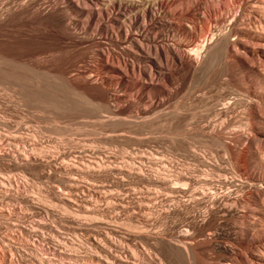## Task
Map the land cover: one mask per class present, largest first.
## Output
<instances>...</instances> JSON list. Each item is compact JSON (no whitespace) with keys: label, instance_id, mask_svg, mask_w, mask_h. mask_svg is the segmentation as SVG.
I'll use <instances>...</instances> for the list:
<instances>
[{"label":"bare ground","instance_id":"6f19581e","mask_svg":"<svg viewBox=\"0 0 264 264\" xmlns=\"http://www.w3.org/2000/svg\"><path fill=\"white\" fill-rule=\"evenodd\" d=\"M133 117L152 140L160 135L161 148L119 154L114 143L75 137L102 125L129 134ZM63 150L79 153L71 169ZM48 155L64 173H135L127 192L137 200L64 208L94 223L86 254L56 222H22L14 233L40 264H211L209 250L231 263L264 264V0H0V157L25 165ZM175 160L178 171L169 166ZM190 160L205 167L193 169ZM6 182L16 195L27 178L0 180L2 194ZM37 193L30 202L46 206ZM39 235L46 242L32 243ZM12 238L0 237V264H21Z\"/></svg>","mask_w":264,"mask_h":264},{"label":"rangeland","instance_id":"374dc122","mask_svg":"<svg viewBox=\"0 0 264 264\" xmlns=\"http://www.w3.org/2000/svg\"><path fill=\"white\" fill-rule=\"evenodd\" d=\"M106 47V50H107V52L109 53V51L111 50H113V48L111 47V46H108V48H107V46H105ZM112 49H111V48ZM112 53V52H111ZM111 53H109V54H111ZM10 106H8V107H6V109H10L11 108V105L12 104H9ZM14 108V109H13ZM11 109L13 110V111H11ZM10 110H8V114L10 113V114H15L17 111H15L16 109H15V107L14 106H12V108H11ZM237 109H240V107H238ZM10 111V112H9ZM15 111V112H14ZM11 112H13V113H11ZM18 113V112H17ZM17 113H16V115H15V117H17L18 115H17ZM21 115H22V113L21 112H19ZM13 114V115H14ZM135 119V122H133V121H131V124L129 125V126H132L133 125V128L132 127H129L130 129H127V131H129L128 133L129 134H127V132H126V134H125V132H124V135H123V132H121L120 130H121V127L120 128H117V129H119L118 130V132L116 131V132H113L115 135H117V136H115V135H113V133H110V131H111V129H109L110 127L109 126H107V127H105L104 125H100L102 128H103V130H102V128L100 127V126H96V128L97 127H100L101 128V130H100V134H99V132H98V130L100 129H97V131H94V127H91V128H89V129H92L91 131L87 128V131H85V133H83V132H81V131H73L74 133L76 132V133H78L79 132V136L78 135H73L71 132V135H73V136H75V137H81L80 139L82 140V139H84V141L85 142H90L91 143V140H92V142H97L98 141V145L99 146H106L107 147V145L106 144H109L108 146H110L111 145V143H112V145L109 147V149H111L112 147H113V143H114V146L115 147H117L116 145H118V147L117 148H112V149H114V152L115 153H118L119 151H120V153L119 154H121V153H124V150H120L121 149V147H122V149H129V150H131L132 149V151L133 150H136V149H138L139 148V150L141 149L142 151H143V149L144 150H155V149H157V148H161V146H159V145H161V143L159 144V140H161V137H160V135H156L158 138H157V140H152L153 139V135L151 136L152 137V139H151V137H150V132L148 133V134H150V135H148V134H146V132H148V131H151V130H148L147 131V129H150V127H148L147 126V124H145V123H141V121L143 122V120H141L140 118H134L133 117V119L132 120H134ZM137 119V120H136ZM43 120H45V119H40V126H41V124H42V126L46 123L47 125H49V129H48V126H43L44 128H45V131L48 133V134H50V131L52 132V131H54V128L52 129V125L51 124H49L48 122H46V120L45 121H43ZM140 120V121H139ZM44 122V123H43ZM132 122H133V124H132ZM142 124L143 126H145L146 125V127H143L142 125L141 126H139L138 124ZM136 125V126H135ZM138 125V126H137ZM52 126V127H51ZM127 127V128H128ZM134 127H135V129H137V130H134V131H139L140 129H142V133H144V134H140L141 132V130L139 131V133H137V132H134L132 129H134ZM140 127H143V128H140ZM95 128V129H96ZM104 128H107V129H104ZM147 128V129H146ZM48 129V130H47ZM52 129V130H51ZM89 130V131H88ZM106 130H107V132H106ZM132 132H131V131ZM143 130H144V132H143ZM94 131V132H93ZM57 133V131L55 130L54 131V133H51L50 135H56V136H59L60 135V133H59V135H58V133ZM87 132H88V134H87ZM89 132H91V133H89ZM96 132V133H95ZM97 132H98V134H97ZM102 132H106L107 134L109 133V134H111L112 135V137L111 136H109V134H108V136L107 135H104ZM112 132V131H111ZM133 132H134V134H133ZM93 133V134H92ZM117 133H119L122 137H120V135H118ZM137 133V134H136ZM64 134V136L65 137H67V136H70L69 135V132H68V134H67V132H65V133H63ZM83 134L85 135V137L83 136ZM94 134H97V135H94ZM104 136H103V135ZM133 134V135H132ZM138 134H140V135H142V137L139 135V136H136V135H138ZM82 135V136H81ZM88 135H90V136H88ZM130 135H132V136H130ZM53 136V137H54ZM72 136V137H73ZM102 136V137H101ZM114 136H115V138H114ZM128 136V137H127ZM136 136V137H135ZM150 138H149V137ZM87 137H90V138H87ZM101 137V138H100ZM125 137H127V138H125ZM74 138V137H73ZM94 138V139H93ZM105 138V139H104ZM112 138H114V140L112 139ZM116 138H118L117 140H116ZM141 138V139H140ZM160 138V139H159ZM77 139H79V138H77ZM88 140V141H86V140ZM112 139V140H111ZM124 139V141H122ZM136 139H138V140H136ZM159 139V140H158ZM41 140V139H40ZM43 140H45V139H43ZM94 140V141H93ZM104 140V141H103ZM129 141V143L128 144H126L128 141ZM132 141V142H131ZM148 142V143H146V142ZM150 141H154V143L156 144H154V146H152L153 144H152V142H150ZM40 142V141H39ZM47 144H46V143ZM45 142L43 141H41L40 142V144L41 143H43V146H46L45 148H48L49 147V144L50 143H48L47 142V140H45ZM102 142V143H101ZM118 142V143H117ZM126 142V143H125ZM131 142V143H130ZM145 142V143H144ZM123 143V144H122ZM151 143V144H150ZM159 145H158V144ZM45 144V145H44ZM126 144V145H125ZM130 144V145H129ZM138 144H140L139 146H138ZM147 144H148V146H147ZM42 145V144H41ZM96 145H97V143H96ZM129 145V146H128ZM142 145V146H141ZM145 145H146V147H145ZM164 145V147H166L165 145H168L169 146V143L168 144H163ZM7 145L6 144H4L3 145V147H6ZM48 146V147H47ZM120 146V147H119ZM131 146V148H129ZM136 146V147H135ZM144 146V147H143ZM152 146V148H150V147ZM159 146V147H158ZM8 147V146H7ZM124 147V148H123ZM141 147V148H140ZM155 147V148H154ZM105 148V147H104ZM135 148V149H134ZM169 148H170V146H169ZM108 149V148H107ZM115 149H117V150H119L118 152H117V150H115ZM162 149H164V148H162ZM168 149V148H167ZM67 151V152H66ZM63 150V152L65 153V155L67 154V159H66V161L65 162H67L66 164H67V166H69L70 167V165L72 164V165H74L75 163L76 164H78V162H77V160H79L80 158L79 157H77L78 156V154L79 153H74V154H72V155H70V156H72L71 157V161H70V156H68L69 155V151L68 150ZM105 153H106V151H104ZM104 152H103V156H104V158L105 159H108L109 157H108V155H110L109 153H106V154H108V155H106L105 156V154H104ZM63 153V154H64ZM76 154H77V156H76ZM75 155V156H74ZM74 157H75V159H74ZM46 158H48V160L50 159V157H49V155L48 156H46V157H44L42 160L44 161H41V159H39L38 161H32L30 164L29 163H27L28 165H29V168L28 167H26L27 166V164L25 163V165L24 164H22V163H18V162H15V160H13V159H11L12 161H10V159H9V162H8V160L6 161V159L4 160H2V157H0V173H1V175H3V177H8V176H11V175H14V176H17L18 178L19 177H21L22 175H25L26 176V178H27V182L22 186V187H20V189H22V190H19V192H18V194H16V195H18V196H16V195H14V194H12L14 191L13 190H15L16 188H15V185L13 186H10V185H8L7 184V182H6V184H7V188H8V192L7 193H3L2 194V192H0V209L1 210H8V211H12V212H16V213H18V211L20 210V209H22L23 211H22V214H21V218H20V214L17 216V215H15L16 213H12L11 214V217H8V216H2V215H0V237L2 236H4V237H13L12 239L14 240V238H15V240L17 239L18 240V238H19V236L17 237L16 236V233H18L16 230V228H19L18 229V231L21 229V230H23L24 228H23V226L24 225H26L27 224V226L26 227H29V226H32V225H34V222H37V225L39 226V227H43L42 225H41V221L43 222V219L45 218L47 221H49V222H56L55 224L57 225V226H59L60 228H61V230H62V228H63V232L68 236V237H70V238H72V239H74V240H78V238H79V241H81V242H83L84 244V249L83 248H81V252L84 254L85 252H87L88 251V245H90V244H88V243H90L89 241H91V239H92V235H93V229H91V228H89L90 227V225H91V227L93 228V226H94V223H93V226H92V224H90L89 226H88V223H85L84 221H82V220H77V219H75V218H73L71 215H67L66 214V212L64 211V208H67V209H69V210H73L71 207H73V208H77V205L79 204V203H81V201L82 202H89V204H90V202H91V206H97V207H99L100 209L102 208L103 209V207H108L109 205H110V207L112 206V207H116V206H118V204L117 203H122L123 201V203H125L126 205H129L130 207H131V205L133 206V202H134V200L136 201L137 199L134 197V195H132V197H131V195H129V193L127 192V191H131V189H132V187H131V185L132 186H134L133 184H135V180L133 179V178H131V176H134L135 175V173H64V171L62 172V170H58L57 171V169H59L60 167H61V165H60V160H57V158L56 157H52L51 156V159L49 160L50 161V163H48V160L46 159ZM56 158V159H55ZM52 159H55V160H57V161H60V162H54ZM52 160V161H51ZM68 160V161H67ZM47 161V162H46ZM75 161V162H74ZM176 161V162H175ZM175 161H173L169 166L171 167H169L170 169H172V170H174L175 168L177 169H175L176 171H178V170H180V167H181V161H178V160H175ZM13 162V163H12ZM53 162V165H54V163H56L55 165L57 166V165H59V167H56V166H53L51 163ZM68 162H72L71 164L70 163H68ZM195 162V164H193ZM201 162V161H200ZM198 162V161H193L192 162V164H191V160L189 161V164H190V166H191V168H193V169H200L201 167V169H203L205 166H204V163L203 162ZM44 163V164H43ZM180 163V164H179ZM14 164V165H13ZM39 164V165H38ZM41 164H42V166H41ZM49 164V165H48ZM70 164V165H69ZM201 164V165H200ZM71 165V166H72ZM21 166V167H20ZM37 166V167H36ZM44 166V167H43ZM49 166H53L54 167V169L56 170V172H55V170H53V167L51 168V167H49ZM178 166H179V168H178ZM198 166V167H197ZM204 166V167H203ZM31 167V168H30ZM35 167V168H34ZM68 167V168H69ZM148 167V166H147ZM33 168V169H32ZM40 168V169H39ZM57 168V169H56ZM67 168V167H66ZM68 168H67V171H68ZM34 171H32V170ZM35 169L38 171H36V173H35ZM41 170L42 172H40L39 170ZM44 169V170H43ZM48 169L50 170H52V172H51V170L50 171H48ZM61 169V168H60ZM70 169H71V167H70ZM73 169V168H72ZM31 170V171H30ZM46 170V172H44ZM20 171H21V173H20ZM54 171V172H53ZM9 172V173H8ZM14 174H13V173ZM18 172V173H17ZM26 172V173H25ZM29 172V173H28ZM23 173V174H22ZM35 173V174H34ZM146 173H149L148 171L146 172ZM22 174V175H21ZM77 174V175H76ZM99 174V175H98ZM0 175V176H1ZM30 175V176H29ZM105 175V176H104ZM127 175V176H126ZM93 176V177H92ZM94 176H95V179H94ZM97 176V177H96ZM104 178H103V177ZM109 176V177H108ZM113 176V177H112ZM122 176H123V178H122ZM7 177L6 178H1L0 177V180L2 181V180H4V181H6V179H7ZM69 177V178H68ZM116 177H117V179H116ZM128 177V178H127ZM29 178H31V180H32V182H31V180L29 179ZM76 180H75V179ZM102 178V179H101ZM110 178V179H109ZM83 179V180H82ZM127 179V180H126ZM30 180V181H29ZM34 180V181H33ZM65 181H67V182H65ZM105 181V182H104ZM116 183H115V182ZM125 181V182H124ZM128 181V182H127ZM120 182V183H119ZM127 182V183H126ZM33 183V184H32ZM90 183H92V184H90ZM106 183V184H105ZM108 183V184H107ZM105 184V185H104ZM124 184V185H123ZM128 184V185H127ZM34 186V187H32V186ZM94 185V186H93ZM101 185V186H100ZM110 186V187H109ZM10 187V188H9ZM12 187V188H11ZM13 187H14V189H13ZM27 187V188H26ZM38 187V188H37ZM127 187V188H126ZM26 188V189H25ZM84 188V189H83ZM106 188V189H105ZM131 188V189H130ZM28 189V190H27ZM31 189V190H30ZM89 189V190H88ZM92 189V190H91ZM96 189V190H95ZM130 189V190H129ZM12 190V191H11ZM32 190L33 191H36V192H38L37 193V195L40 197L41 196V198H45V200H46V206L42 203H40V204H32V202H30V195L32 194ZM75 190H77V191H75ZM95 190V191H94ZM99 190V191H98ZM121 190V191H120ZM126 190V191H125ZM97 191V192H96ZM101 191V192H100ZM110 191V192H109ZM112 191V192H111ZM120 191V192H119ZM124 191V192H123ZM29 192H31V193H29ZM91 192V193H90ZM105 192H106V194H105ZM125 192H127L126 194H128V195H126L125 197H128V199L126 198H124V196L121 194V193H125ZM251 192H255V191H253V190H251ZM11 193V194H10ZM76 193V194H75ZM104 193V194H103ZM111 193V194H110ZM117 193H118V195H117ZM120 193V194H119ZM6 194L8 195L7 197H6ZM41 194V195H40ZM46 196H45V195ZM75 194V195H74ZM114 194V195H113ZM130 194H132V193H130ZM90 195V196H89ZM98 195V196H97ZM5 196V197H4ZM11 196V197H10ZM72 196V197H71ZM94 196V197H93ZM117 196V197H116ZM129 196L131 197V198H129ZM14 199H13V198ZM18 199H17V198ZM73 198V199H71V198ZM43 198V199H44ZM67 198H69V199H67ZM84 198H86V199H84ZM90 200V201H88V199ZM93 198V199H92ZM111 198V199H110ZM135 198V199H134ZM132 199V200H131ZM69 200V201H68ZM70 200H73V201H70ZM86 200V201H85ZM93 200V201H92ZM101 200V201H100ZM104 200V201H103ZM106 200V201H105ZM114 202H113V201ZM116 200H117V202H116ZM28 201V202H27ZM74 201H75V203H74ZM77 201V202H76ZM48 202H50L49 203V206H48ZM97 202V203H96ZM51 203L53 204V206H50L51 205ZM108 203H110V204H108ZM136 203V202H135ZM134 203V204H135ZM55 204V205H54ZM57 204V205H56ZM98 204V205H97ZM117 204V205H116ZM120 204H119V206H120ZM33 205V206H32ZM72 205V206H71ZM75 205V206H74ZM37 206V207H36ZM48 206V207H47ZM55 206H57L56 207V209L54 208ZM60 206V207H59ZM66 206V207H65ZM68 206V207H67ZM35 207H36V209H35ZM52 207V208H51ZM106 207V208H107ZM33 208V209H32ZM49 208V209H48ZM53 209V210H51V209ZM106 208H104V209H106ZM39 210V211H38ZM34 211V212H33ZM47 211L48 212H50V213H53V214H50L49 213V215L47 214ZM55 211V212H54ZM40 212V213H39ZM65 212V213H64ZM36 213H37V215H36ZM45 213H46V215H45ZM25 214V215H24ZM34 214V215H33ZM12 215H14V216H12ZM44 218H43V217ZM49 216V217H48ZM53 216V217H52ZM70 216V217H69ZM8 217V218H7ZM19 217V218H18ZM32 217H34V218H32ZM64 217V218H63ZM40 218H41V221H39L40 220ZM57 218H59V219H57ZM7 219V220H6ZM18 219V220H17ZM36 219V220H35ZM44 219V222L46 221ZM75 219V220H74ZM12 222H11V221ZM51 220V221H50ZM60 220H62V222L60 221ZM66 220V221H65ZM16 221H17V223L19 222H21L20 224H22V225H18L17 223H16ZM31 221V222H30ZM60 221V222H59ZM22 222H24V223H22ZM30 222V223H29ZM32 222H33V224H32ZM65 222V223H64ZM15 223H16V225H15ZM58 223V224H57ZM63 223L65 224V225H63ZM80 223V224H79ZM24 224V225H23ZM30 224V225H29ZM69 224V225H68ZM79 224V225H78ZM85 224L88 226H85ZM11 225H13L12 227H11ZM80 227V229H79V227ZM83 226V227H82ZM9 227V228H8ZM16 227V228H15ZM25 227V226H24ZM67 227V228H66ZM73 227V228H72ZM78 227V228H77ZM11 228V229H10ZM15 229V231H14V229ZM65 228V229H64ZM12 230V231H11ZM79 230V231H78ZM82 230V231H81ZM89 231V232H88ZM14 232H16V233H14ZM43 233H44V235H46L45 237H47L48 236V234H49V231L46 229V227L45 228H43V231H42ZM76 233V234H75ZM87 233V234H86ZM91 233V234H90ZM16 236V237H14V235ZM25 234V233H24ZM70 234V235H69ZM77 235V236H76ZM41 235H39L38 237H34V238H32V243L35 241V239H37L38 238V242L39 243H44V242H46V241H42V237H40ZM88 240H87V239ZM91 238V239H90ZM41 239V240H40ZM16 240V241H17ZM85 240V241H84ZM16 241H13L14 243H13V245H12V248H14V250L15 249H17V247H18V249H20V250H18L19 252H16V250L14 251V255H13V257H16V259H18L19 260V262L21 263V264H34V263H32V261L33 262H35V264H38L39 262L37 261V259L32 255V254H34V253H37V252H35L34 250V253H31L32 251V249L30 248V247H32V246H28V245H26V244H24L25 242H23V240H21L20 238H19V243H18V241L16 242ZM23 243H22V242ZM217 241H219V240H217ZM222 240H220V242H221ZM220 242H214L213 244H214V246H217V244L218 243H220ZM18 243V244H17ZM21 243V244H20ZM216 243V244H215ZM15 244V245H14ZM25 245V247H24V245ZM87 244V245H86ZM17 245H19V246H17ZM20 245H22L24 248H22V246H20ZM17 246V247H16ZM87 246V247H86ZM4 248V247H3ZM30 248V249H29ZM5 250V248L3 249V251ZM23 250H25V251H23ZM87 250V251H86ZM2 251V252H3ZM29 253V255H28V253ZM215 251H216V253H215ZM1 252V253H2ZM16 252V253H15ZM23 252V253H22ZM26 252V253H25ZM214 252V253H213ZM4 253V254H3ZM2 253V256H4V258L6 257V258H12V256L10 255V254H5V253H7V251H5V252H3ZM86 254V253H85ZM209 254V255H208ZM225 253H223V255L221 254V252H218L217 250H214V251H212V250H209V252H207L206 253V257H208V259L210 258V260H211V264H242L241 262H234V263H231L230 262V260L228 259V255L226 254V255H224ZM243 254L246 256V255H248V252L246 251L245 252V250H244V252H243ZM31 255V256H30ZM220 255V256H219ZM9 256H11V257H9ZM27 256H28V258H27ZM30 257V258H29ZM34 258V259H33ZM1 259H2V257H1ZM24 261H23V260ZM209 260V261H210ZM40 264V263H39ZM170 264V263H169Z\"/></svg>","mask_w":264,"mask_h":264}]
</instances>
